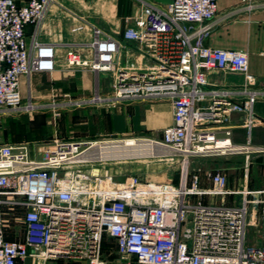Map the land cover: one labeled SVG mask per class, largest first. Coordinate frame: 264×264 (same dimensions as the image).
Here are the masks:
<instances>
[{
	"label": "built area",
	"instance_id": "built-area-1",
	"mask_svg": "<svg viewBox=\"0 0 264 264\" xmlns=\"http://www.w3.org/2000/svg\"><path fill=\"white\" fill-rule=\"evenodd\" d=\"M55 3L29 0L17 6L13 0H0V127L6 116L36 109L31 100L23 103L20 77L55 69V48L37 41ZM241 3L246 11L254 8L249 0ZM216 14L217 0H171L165 9L143 3L122 34L124 41L140 46L147 60L143 67L116 68L122 45L96 27L89 58L66 51L67 67L114 77L108 97L95 93L58 105L114 108L124 102L168 101L172 124L160 139L143 140L178 155L186 171L178 184L137 176L115 182L101 168L105 161L94 154L95 145L104 142L54 138L39 156H32L27 143H0V264H46L62 258L101 264L104 236L114 241L121 258L132 257L135 264H264V247L245 244L249 205L259 203L249 197L256 194L228 191L227 178L220 173H207L203 185L199 170H187L192 159L241 151L224 126L231 113L246 116L247 142L256 123L252 109L258 93L248 89L253 77L248 75L247 53L203 44ZM27 25L33 27L29 45ZM215 71L241 74L246 85L236 93L213 88L208 74ZM234 95L245 99L236 102ZM229 195L240 198L227 205ZM3 209L20 211L22 239H7Z\"/></svg>",
	"mask_w": 264,
	"mask_h": 264
},
{
	"label": "crops",
	"instance_id": "crops-1",
	"mask_svg": "<svg viewBox=\"0 0 264 264\" xmlns=\"http://www.w3.org/2000/svg\"><path fill=\"white\" fill-rule=\"evenodd\" d=\"M13 1L21 6L29 0ZM170 1L56 0L45 15L37 35L38 42L55 48V69L51 73L35 72L20 77L19 91L23 103L31 100L35 106L64 105L69 101L90 99L95 93L108 97L112 88L111 77L103 78L101 73L97 74L85 67H67L66 51L73 50L89 58L93 51V28L96 27L104 36L118 38L122 45L117 54L116 68L123 69L130 65L143 67L147 60L139 52L140 46L135 42L124 41L122 34L140 15L143 3L165 9ZM241 1L217 0L215 26L203 44L213 49L247 53L248 75L253 77L248 89L258 93L252 109L256 123L251 127L250 140L247 142L246 116L231 113L224 126L231 129L232 143L241 151L205 159L199 163L201 168L194 162V170L200 171L203 185L207 184V173H220L227 178L228 191L234 193L245 189L256 194L249 197L259 203L249 205L245 243L247 241L252 247H264V0H250L254 5L252 11H246ZM24 34L29 45L33 27L27 25ZM208 80L213 88L232 93L246 85L243 75L232 72H210ZM244 99L242 95H234L233 98L236 102ZM53 120L52 113L45 115V137L49 141L54 138L94 141L101 137L114 139L120 136L157 140L162 130L172 124V106L168 101H136L121 103L116 109L94 105L81 106L75 110L66 107L60 113L59 130H52ZM206 128L211 129L212 126ZM41 140L35 139V142ZM137 142L132 139L130 143L135 145ZM0 143L15 144V140L2 139ZM239 198V195H229L224 201L227 205H233Z\"/></svg>",
	"mask_w": 264,
	"mask_h": 264
},
{
	"label": "rangeland",
	"instance_id": "rangeland-1",
	"mask_svg": "<svg viewBox=\"0 0 264 264\" xmlns=\"http://www.w3.org/2000/svg\"><path fill=\"white\" fill-rule=\"evenodd\" d=\"M249 3L250 0H249ZM245 5L246 3H241ZM102 77L107 76L111 82H113V75L110 73H101ZM121 104V103H120ZM120 104L115 105V109L120 106ZM100 108H107L104 105H94ZM71 110L78 109V107H69ZM110 108V109H114ZM65 108L58 105L51 106H36L33 111L20 112L16 114H11L6 116L3 120V124L0 127V140L12 138L15 143H27L31 149L32 156H39L42 152L50 146L52 140L49 141L45 137V115L52 113L53 120L52 130L56 131L60 128V113L64 111ZM48 110H51L48 111ZM49 134V132H48ZM137 136H120L116 138L101 137L91 142H110L117 141L113 143H107V145L98 151L101 158L113 161H105L101 164V168L106 169L113 176L115 182H122L124 179L130 176H137L148 182H161L173 184H178L182 175L183 165L181 158L178 155L165 151L166 155L173 159L167 162L165 159L161 158L162 155L154 154L151 155L146 144L137 142L135 145L131 144V138H136ZM35 139H42L40 142H35ZM127 139V140H125ZM62 140V139H61ZM123 140V141H122ZM65 141V140H64ZM87 141V140H86ZM143 142V141H142ZM132 145V146H131ZM113 146L115 148H113ZM46 147V148H45ZM38 149V150H37ZM208 158H197L192 159L187 166L188 173L193 171L194 162L199 164ZM200 165V164H199ZM202 167L201 165L199 166ZM199 168V169H200ZM89 167H85L83 171H89ZM209 171H212L209 169ZM207 200L210 201V198ZM3 219L5 220V232L7 239L10 240H20L23 236V226L20 217V211L17 209L7 210L3 209ZM247 235V234H246ZM247 240V239H246ZM246 246H249L246 241ZM101 264H135V260L132 257L127 259L121 258L117 251L113 240L107 236L102 239L101 245ZM28 264H31V260H28ZM46 264H88L85 260L75 259V258H62L57 260H49Z\"/></svg>",
	"mask_w": 264,
	"mask_h": 264
},
{
	"label": "bare ground",
	"instance_id": "bare-ground-1",
	"mask_svg": "<svg viewBox=\"0 0 264 264\" xmlns=\"http://www.w3.org/2000/svg\"><path fill=\"white\" fill-rule=\"evenodd\" d=\"M131 139H133V138H131ZM125 140H127V139H125ZM133 140H135V141H140V142L144 141V142H142V143L146 144L145 146H147V148H148V150L150 151V153H151L152 156H153L154 154L162 155L161 158L165 159L167 162H170V161L173 160V159H171V157H169V156L166 155L167 153H165V151H164L163 149H161V148H157L152 142L147 141V140H143V139H141V140L133 139ZM122 141H123V140H122ZM113 142H117V141H110V142H104V143H97V144L95 145L94 154L99 155L98 157H99L100 159L104 160V161H113V160H107V159L101 158V157H100V154H98V151L101 150L100 148L105 147V146L107 145V143H113ZM185 171H186V166L183 165V174L185 173Z\"/></svg>",
	"mask_w": 264,
	"mask_h": 264
},
{
	"label": "trees",
	"instance_id": "trees-1",
	"mask_svg": "<svg viewBox=\"0 0 264 264\" xmlns=\"http://www.w3.org/2000/svg\"><path fill=\"white\" fill-rule=\"evenodd\" d=\"M114 242V241H113ZM115 244V243H114Z\"/></svg>",
	"mask_w": 264,
	"mask_h": 264
}]
</instances>
